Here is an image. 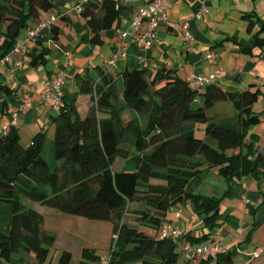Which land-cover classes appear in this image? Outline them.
Listing matches in <instances>:
<instances>
[{"label":"trees","instance_id":"1","mask_svg":"<svg viewBox=\"0 0 264 264\" xmlns=\"http://www.w3.org/2000/svg\"><path fill=\"white\" fill-rule=\"evenodd\" d=\"M50 9L56 14L50 42H56L71 19L57 9V0H0V59L37 25L31 26L32 21ZM133 13V4L126 0H86L78 15L87 26L88 43L95 46L103 43V31L117 34L121 25L115 24ZM256 27L264 32V21L249 17L247 31ZM37 42L32 39L24 48L20 69L2 66L14 75L26 65L42 66L49 49ZM255 47L264 48V35L257 32L243 50ZM187 75L163 64H95L76 74L78 93L89 94L91 103L78 104L63 89L62 105L50 107L51 137L42 125L23 145L15 124L0 129V201L11 206L9 228L0 230V264H44L55 242L42 213L26 201L109 222L113 237L106 264H187V245L223 247L211 235L219 224L221 197L186 188L203 167L227 179L252 177L263 183L264 209V149L250 132L259 118L253 105L264 92L257 84L241 90L224 86L216 81L218 76L191 84ZM223 102H229L234 114L217 119L207 112ZM198 124L203 136L195 133ZM118 158L125 166H113ZM185 204L202 218L201 233L183 230L167 217L172 212L178 219ZM263 220L264 210L253 223ZM164 225L178 232L161 237ZM235 254L224 248L199 256L198 264H233ZM81 255L84 264H99L100 256L92 249L84 247ZM70 259L71 252L63 249L55 264Z\"/></svg>","mask_w":264,"mask_h":264},{"label":"crops","instance_id":"2","mask_svg":"<svg viewBox=\"0 0 264 264\" xmlns=\"http://www.w3.org/2000/svg\"><path fill=\"white\" fill-rule=\"evenodd\" d=\"M76 1L57 0V9H66ZM146 3L147 0H135L133 8ZM201 6L207 11L197 18L195 14ZM53 12L50 9L41 13V17ZM252 16L264 21V0H172L168 7V21L157 29L156 39L150 46L144 47L129 38L125 41V55L118 59L117 64L129 67L145 63L163 64L175 67L183 77L188 73L206 76L219 67L218 83L240 90L257 84L264 92V48L255 47L250 52L243 50L252 43L253 32L264 35L257 27L251 33L247 31L248 18ZM37 21L33 20L31 26ZM183 22L187 23L191 38L181 30ZM115 25L122 26L123 21ZM86 33L87 26L81 15L73 16L61 27L56 42H50L49 28L41 29L40 36L35 39L37 43L47 45L49 52L36 74H31L32 68L25 66L14 75L0 65V84H6V87H0V129L11 124L12 112L18 111L15 126L23 145L28 144L42 125L47 126V136H52L54 125L48 119L51 100L42 97L40 91L47 87L56 70H62L65 75L63 89L68 98L76 97V102L81 105L91 103L89 94L78 93L76 74L95 64H108L118 35L112 29L103 31L102 36L107 43L96 48L88 43ZM209 52L214 53L215 62L208 61L206 55ZM24 94L31 102L29 107H21ZM260 97L264 103V93ZM223 103L231 111V105ZM255 111L259 118L252 127V133L257 137L256 144L264 149V108ZM80 113L84 115L85 111ZM122 166L125 164L117 167ZM262 184L252 177L242 181L227 179L203 167L186 185L192 193L221 197L216 216V222H220L211 235L224 248L236 251L233 264H254V259H257V264H264V220L259 225L253 223L264 210L261 204ZM26 204L42 213L44 227L56 235L44 264H55L63 249L71 252L68 264H84L81 255L84 247L94 253L98 245L109 249L112 235L109 222L62 213L34 202L26 201ZM10 213L11 206L0 201V230L9 228ZM186 216L184 220L182 215L175 219L172 212L167 213V217L176 220L183 230H192L191 217Z\"/></svg>","mask_w":264,"mask_h":264},{"label":"built area","instance_id":"3","mask_svg":"<svg viewBox=\"0 0 264 264\" xmlns=\"http://www.w3.org/2000/svg\"><path fill=\"white\" fill-rule=\"evenodd\" d=\"M86 0H77L74 5L63 10V13L68 14L71 18L78 15L81 4ZM132 4L135 0H126ZM172 0H147L145 5L136 6L134 8V13L127 19H123V25L116 29L117 31V41L115 48L108 61L110 66H115L119 58L125 55V41L129 38L134 39L137 43L143 45L144 47H149L150 44L156 39V31L162 25L168 21V7ZM190 1L191 0H187ZM207 9L203 6L199 8V11L195 14L198 18L200 14L206 12ZM55 13H51L46 17L40 18L37 21V25L30 30H27L26 36L15 43L14 47L10 52H8L3 58L0 59V65H6L11 71L18 70L24 66V60L22 57V52L26 45L30 43L32 39L40 36V31L43 28H49L52 20L55 19ZM127 24V25H126ZM180 28L187 38H191V34L188 30V25L186 22L180 24ZM208 61L215 62V55L213 52H209L206 55ZM220 68L216 67L214 71L206 76H201L196 73H189L187 79L191 84L193 83H206L212 80L214 77L219 75ZM65 83V76L62 70H58L51 78L50 85L43 89L42 95L51 98L52 109H58L62 105L63 88ZM31 102L29 97L24 94L21 107H29ZM19 113L17 111L12 112V124H15ZM177 233L176 228L170 227L169 225H164L161 228L160 236H166L169 232ZM224 251V248L218 245L209 246H186L185 254L187 260L190 264H198L199 256H207L213 254L217 251ZM107 257H100L99 264H106Z\"/></svg>","mask_w":264,"mask_h":264},{"label":"rangeland","instance_id":"4","mask_svg":"<svg viewBox=\"0 0 264 264\" xmlns=\"http://www.w3.org/2000/svg\"><path fill=\"white\" fill-rule=\"evenodd\" d=\"M66 5H68V4H66ZM23 32H24V30L23 31H21V33L19 34V36H18V38L20 39L22 36H23ZM106 35V34H105ZM107 40H106V38H105V40L103 41V43L102 44H98V45H95V47L96 48H98V47H100V46H102V45H104V44H106L107 42H106ZM99 59H101L102 60V58L100 57ZM26 67L27 68H32V70L30 71V73L31 74H36L37 73V71H38V69H39V67H41V65L40 66H30V65H26ZM72 75V73L70 74V76ZM227 103H229V102H227ZM222 104H224V103H222ZM221 103H219V104H215L214 106H212L207 112L209 113V114H211V115H213V114H216L217 116H216V118L217 119H219V117L221 116H229V115H232V114H234V110H233V108L231 109V111H229L224 105H222ZM253 107H254V110L256 109H262V108H264V103H263V98H258L257 99V101L254 103V105H253ZM216 119V120H217ZM198 125H202V124H198ZM251 127H253V126H251ZM251 131H253V129L251 128L250 129V132ZM195 133L197 134V135H199V136H203L204 135V133H203V126L202 127H200V128H196V130H195ZM124 164V161L122 160V159H120V158H118V159H116V161H115V163H114V165L113 166H115V167H117V166H119L120 164ZM130 167H131V165L128 163L127 164V166H126V169H130ZM1 202H3V203H7L9 206H10V204L8 203V202H5V201H1ZM182 220H184L185 218H187V216H186V214L187 215H189L190 217H191V220H190V222H191V227H192V229H193V231H195V232H202V218L200 217V216H198V215H196V213H194V211L191 209V207H190V205H187V204H185L184 206H182ZM63 213V212H62ZM126 216H128V217H133V216H131L130 214H127ZM186 220H189V218L188 219H186ZM218 222H220V221H218ZM215 233V228L212 230V233L211 234H214ZM111 237H113V235H111ZM96 251V253L99 255V256H108V254H109V249L108 248H105V247H101V245H98V247H96V249H95ZM182 262H184V259H183V256H182V254H180V257H179V263H182ZM254 264H257V259H254V262H253ZM187 264H190L189 262H187Z\"/></svg>","mask_w":264,"mask_h":264}]
</instances>
